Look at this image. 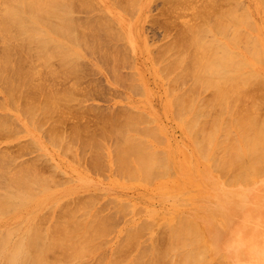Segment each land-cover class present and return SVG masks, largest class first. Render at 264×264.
I'll return each instance as SVG.
<instances>
[{
	"label": "rangeland",
	"instance_id": "374dc122",
	"mask_svg": "<svg viewBox=\"0 0 264 264\" xmlns=\"http://www.w3.org/2000/svg\"><path fill=\"white\" fill-rule=\"evenodd\" d=\"M91 1L93 5L88 8L91 10L79 9L78 6L79 10L76 7L75 16L86 32L90 31L89 20H87L90 17L106 18L113 22L111 30L114 35L108 37V33L102 31L106 51L110 52L111 57H102V49L93 50L89 47H82L80 51L83 58H80V63L78 62L76 75H69V73L64 75L66 68L62 67L63 72L61 68L59 69L62 63L59 62V64L61 63L59 65L55 60L54 68L55 66L58 68H56L57 78H54L56 76L54 71L56 70L50 69V71L53 70L51 73H55V76L51 75L53 76L51 78L47 77L46 74L43 81L39 80L41 76L44 79L45 75H42L45 72L40 66V56L37 57L40 64L38 66L35 63H33L35 66L32 64L36 67L34 70L37 80L41 82L40 84L45 83L52 94H57L56 91L58 90L62 93H58V96H63L65 101L64 95L70 97L71 94L65 93L63 95V93L68 89L70 92L73 90L69 107H66L67 105L62 106L64 109L60 108L62 110L60 113L58 110L60 116L57 126L58 131L66 135L77 130L79 137H74L75 142L70 144V149L60 143L55 145L52 142L54 139L50 140L52 135L50 136L51 131L49 132V129H51L50 126L53 127L51 118L50 121L45 119L47 121L43 122L45 124L42 126L40 124L34 126L27 117L19 114L16 106L9 104L0 107V116L10 119L9 130L0 132V154H5L0 156L13 160L14 167L22 166L23 163L32 164L41 181H47L48 186L54 185L51 187V192L67 191L68 194L66 195L68 196L62 200L69 199L70 202H67H73V207L76 206L75 201L77 199L90 198L89 206H93L88 211L90 219L98 211L99 214L103 211L100 215H106L107 212L114 215H112L114 219L106 228L107 232L105 231V234H102L103 236L97 240L99 247L89 256L86 255L84 260L82 259L83 262L109 264L114 259H117L118 263H122V259H125L127 261L122 264H127L128 260L133 257L132 255H142L141 253L147 249L150 252L154 242H158V247H163L162 245L166 244V236L169 237V234H165L168 229L165 233L163 230L172 223L180 225L186 216L190 215V219H193L195 214L196 218L201 220L206 218V221H212L208 223L210 226L207 227L200 224L196 228L198 233L194 236L198 248L205 247L208 238L216 243L209 251V264H223L221 256L224 252L234 264V260L239 258V256L232 255L233 251L238 252L234 249L236 245L234 238L238 234L234 237L231 225L234 218L241 220L252 199L249 190L247 191L248 195L246 193L243 198L240 196L244 191L243 186L232 184L227 179L232 178L233 183L244 181L248 176L247 174L254 175L255 170L242 171L238 174L241 175L240 178L237 177L238 175L233 177L236 170L232 169L235 170L232 171L228 168L227 157H223L226 155H224L225 149L222 145L227 142L222 143V139L224 140L227 131H224V134L223 130H218L215 142L210 141L209 144L204 137L208 133L206 128L213 127L209 123L206 128L203 125V136H201L204 137V141L202 148L204 145L205 148H203V153L200 151V130L194 126V123L189 124L191 119L186 120L190 125L186 126L185 116L182 117L183 114H181L191 113L192 110L182 111L180 106L173 103V98L177 96L178 92H181L183 87H192L195 80L186 76L180 82L175 81L176 76L182 73V69L169 66V62L174 58L176 52L167 48L180 35L184 34L183 29L187 24L194 23L196 9L200 8L207 0H188V4L184 6L173 5L167 0H140L130 13L128 9L125 12L121 7L117 6L116 8L111 3L112 0ZM237 2V7L240 8L239 12H248L251 15L254 28H248L246 25L243 27L261 42L262 54L264 55V11L261 1L237 0ZM97 4L100 7H97ZM223 5L232 7L228 2H224ZM108 7L116 11L115 14L121 13L122 18L129 23L130 28L122 29L121 23L112 17ZM103 11L107 14L109 12L111 16L103 14ZM241 21L244 24L245 21ZM1 37L0 35V52H3L2 48L6 49V44ZM84 46H90V39L88 44H84ZM29 53L25 52L28 57ZM238 53L239 58L244 60L246 64L243 70L254 68L260 72L261 76H264V57L256 59L250 50H246L243 46L238 48ZM23 56L22 58H27V56ZM34 58L33 60H35ZM27 59L29 62L31 61V66L32 60ZM128 86L130 89L127 88ZM195 94L196 96H192V100L197 97L199 103L202 101L208 104L207 107L203 108L210 109L206 112L209 115L203 116V121L217 115H221L222 118L229 117L230 111H225L219 107L217 109L209 108V106L219 104L218 101H215L211 88L195 90ZM63 99L60 98L59 100L61 104ZM7 102H9L7 95L0 92V103ZM248 102L249 100L245 99V103ZM130 112L139 116V119L132 120V124L126 126L122 119H126L125 115L130 114ZM110 119L118 120L119 124L123 122L124 130L131 127L132 130L125 135L140 136L149 143L148 148L157 155V158L146 160L148 168L146 172H137L131 175L123 169H116L111 161L114 154L112 152L115 138L108 136V129L104 126L109 125L108 120ZM145 128L152 130V135H144L142 130ZM229 129L228 136L226 135L229 139L227 141L232 143L233 139L240 136V132L233 126ZM229 133L231 134L229 135ZM218 136L219 141L217 140ZM206 148H211L210 152L207 151L208 149L207 152H204ZM214 149L218 150L219 155L216 150L217 155L213 153ZM219 151L222 152V157H220ZM51 163L56 169L58 168L55 169L56 172L50 165ZM224 164L225 166H223ZM130 165L139 170V164L136 160H132ZM227 175L228 177H226ZM245 189L247 188L245 187ZM247 199H249V203L247 201L246 204L244 201ZM121 204L124 205V208ZM232 211L235 214L231 219ZM51 213L44 214L49 220H44L47 225L53 221V213ZM212 213L219 215L211 217ZM42 214L43 212L38 213L36 219ZM225 215L226 218L224 219ZM0 217L8 219L9 217L14 218L15 215L11 211L4 216L0 215ZM155 221L157 224L154 223ZM165 221H168L169 224ZM0 223L4 222L0 221ZM165 225L168 227L163 229ZM136 226L138 227V235L135 242L132 248L124 246V252L120 258V252L114 246L117 243L120 245L123 239L128 237L131 231L130 227L132 229ZM150 227L156 228L153 229L155 231H151ZM159 230L163 233L159 232V236L158 234L156 236ZM163 234L164 236H162ZM159 237H164V239L161 238L157 241ZM181 251V245L178 244L177 252L180 253ZM149 252L147 250L148 254ZM117 256L119 259L116 258ZM172 258H166L165 264H169ZM95 261L97 262L95 263Z\"/></svg>",
	"mask_w": 264,
	"mask_h": 264
},
{
	"label": "bare ground",
	"instance_id": "6f19581e",
	"mask_svg": "<svg viewBox=\"0 0 264 264\" xmlns=\"http://www.w3.org/2000/svg\"><path fill=\"white\" fill-rule=\"evenodd\" d=\"M139 1L112 0L111 3L116 8L117 6L121 7L125 12L129 10L128 12L130 13ZM260 1L264 11V0ZM167 2L177 6L188 4V0H167ZM224 2H228L232 7L223 5ZM92 3L91 0H0V35L2 36V41L6 44V49L2 48L3 52H0V92H4L9 101L0 103V107L9 104L16 106L19 114L27 117L34 126L38 124L42 126L45 124L43 122L47 121L45 119L50 121L49 119L51 118L53 127L50 126L51 129H49V132L51 131L50 136L52 135L50 140L54 139L52 142L55 145L60 143L68 149L71 148L70 144L75 142L74 137H79L78 131L76 130L68 135L58 131L57 124L60 116L58 115V110L60 113L62 106L67 105L66 107H69L73 90L70 92L68 89L69 92H66L68 91L66 90L63 93V95L65 93L71 94L70 97L64 95L65 101L62 98L63 96L60 97L62 93L58 92V90L56 91L57 94H52L45 83L42 82L40 84L41 82L37 80L34 70L36 67L34 66H38L41 63L40 66L44 68H42V71L44 70L43 72H45L42 75H45L44 79L41 76L42 79L39 77V80L43 81L46 74L48 75L47 77L51 78L55 76V73H51L53 70L50 71V69L56 70L54 71L56 72L54 78H57L58 68L56 66L54 68V65L56 63L59 64V62L62 63H60L61 65L59 64L61 66H59V69L61 68L63 72L65 70L64 75H68V73L69 75H76L80 58H83L80 51L82 47H89L93 50L96 48L102 49V57H111L110 52L106 51L102 39V31L107 32L108 37L114 35L111 30L113 22L106 18L96 19L90 17L87 19L89 20L90 31L86 32L75 16L74 12L77 11L78 6L79 9L91 10L88 8L92 7ZM237 4V0H207L200 8L196 9L194 23L187 24L183 29L184 34L180 35L167 48L176 52L174 58L169 62V66L182 69V73L176 76L175 81L180 82L186 76L195 80L192 87H183L181 92H178L177 96L173 98V103L180 106L182 111L192 110L191 113L181 114H183L182 117L185 116V121L184 119L183 121L186 126L194 123V126L200 130V151L203 153V148H205V145L202 148L204 137H206V142L208 141L209 144L213 143L217 132H219L218 130L227 131L226 135L228 136V130L233 126L240 132V136L233 139L232 143H228L229 139L225 135L222 143L227 142L228 144L226 143L222 147L225 149V154H223L226 156L221 154V150L219 152L220 157H227V167L231 170H236H232L235 171L233 177L245 170H255L254 175L247 174L248 176L244 181L233 183L232 178L229 177L227 179L232 184L243 186L244 191L240 195L243 198L247 191H250L251 204L249 199L244 201L246 204L248 201L249 207L242 216L245 225H247L254 217L258 218L264 215V76H261L260 72H257L254 68L243 70L246 64L244 60L239 58L238 48L243 46L246 50H250L256 59L263 58L264 55L262 54L261 42L255 39L248 29L243 27L246 25L248 28H254L251 15L248 12H239L240 8L237 7ZM97 7L100 6L98 5ZM109 9L112 17L116 20L118 19L121 23L119 24L122 29L130 28L129 23L122 18L121 13L115 14L116 11L112 8ZM103 14L111 16L109 12L107 14L103 11ZM241 20L245 21L244 24H242ZM103 38L106 41L104 36ZM89 39L90 46H84V44H88ZM32 50H34L33 53H38L39 55H33ZM23 51L27 54L30 52L29 57ZM22 52L24 56L32 60L31 66V61L29 62L27 58H22ZM38 56H40V63L37 60ZM25 64L27 65L26 67ZM62 67L66 69L63 70ZM63 72L61 73L63 74ZM201 88H211L215 101L219 102L217 106H209V108L217 109L219 107L220 109H225V111H230L229 114L231 116L222 118L221 115H217L216 117L206 118L203 121V118L209 115L206 112L210 109L206 110L203 108L207 107L208 104L202 101L199 103L197 97L192 100V96H196L195 90H200ZM58 93H60V96H58ZM259 93L261 94L260 96L258 95ZM60 98L61 100L63 99V105L61 101L59 102ZM245 99L249 100L247 104ZM125 116L126 119L124 118L122 121L126 126L132 124V120L139 119V116L132 114V112ZM187 119L188 121L191 119L189 124L186 121ZM108 122L109 125L106 124L104 126L108 129V136L115 138L112 152L114 154L111 161L116 166V169H123L131 175L137 172H146L148 170L146 160L157 158V155L148 148L149 143L146 139L144 141L143 137L140 136L125 135L132 129L128 127L127 130H124L123 122L119 124L116 119H110ZM208 123L213 127L206 128ZM203 125L206 128V132H208L204 137H202ZM9 127L10 119L0 116V132L8 131ZM142 132L146 136L152 135V130L147 128L142 130ZM213 135L214 137H212ZM218 138L217 140L219 141L220 138ZM237 139L239 140L238 142ZM151 149L154 148L152 147ZM210 149L206 148L204 152ZM216 149L219 150L220 148ZM216 149L213 151L215 155L218 153ZM132 160L138 162L139 170L131 167L130 163ZM50 165L54 170L56 169L52 163ZM51 166L50 168H52ZM240 176L238 175L237 177L240 178ZM51 187H54V185L48 186L47 181L40 180L32 164L23 163L22 166L14 167L13 160L0 156V215L4 216L11 211L15 215V219L0 217V221L4 222L0 223V264H90L89 262H83L82 259L97 250V247H99L97 240L103 236L102 234H105L104 232L110 221L114 219V215L111 212L110 214L107 212L106 215H100L103 211L100 214L98 211L90 219L88 211L93 207L89 206L90 198L77 199L75 201L76 206L73 207L74 203H68L70 202L69 199L62 200L68 196L66 195L68 194L66 190L51 192ZM62 201L64 204H62ZM122 208H124V205ZM41 212L43 214L36 219L38 213ZM47 212L53 213V221L49 225L44 221H49L44 216ZM51 214L49 215L52 217ZM234 214L235 212L232 211L230 214L231 219ZM211 215V217H214L219 214L212 213ZM240 221L238 218H234L231 225L234 237L240 231ZM165 222L169 224L168 221ZM209 222L212 221H206V218L201 220L198 217L196 218L194 214L193 219H190V215L186 216L180 225L172 223L168 227L166 224L163 227V229L168 227L163 230L165 233L168 229L167 233H165L166 235L169 234V237L168 235L166 236V244L162 245L163 247H158V242H154L150 252L147 249L149 254L146 250L141 253L142 255H132L133 257L128 260L127 264H165L164 260L172 258V256L173 258L169 264H209V251L212 250L215 242L210 241V238H208L207 245L203 248H198L194 239V236L198 233L196 228L200 224H203L204 227L210 226ZM150 229L153 231L156 228L150 227ZM130 230L128 237L123 239L120 245L116 242L117 245L115 244L114 246L120 252V258L124 252V246L132 248L138 235L137 226L132 229L130 227ZM159 232L163 233L159 230L156 236L157 234L159 236ZM125 233H127L126 230ZM161 238L164 239V237H159L157 241ZM235 243L234 249L239 252L240 240L238 235L234 238ZM178 244L182 248L180 253L177 252ZM238 252L233 251L232 255L238 256ZM256 258H258V255ZM221 259L223 264H232L225 252L222 254ZM122 260V263L127 261L125 259ZM122 263H118L117 259H114L109 264Z\"/></svg>",
	"mask_w": 264,
	"mask_h": 264
},
{
	"label": "clouds",
	"instance_id": "9594fccd",
	"mask_svg": "<svg viewBox=\"0 0 264 264\" xmlns=\"http://www.w3.org/2000/svg\"><path fill=\"white\" fill-rule=\"evenodd\" d=\"M238 236L239 258L234 264H264V215L254 217L247 225L241 218Z\"/></svg>",
	"mask_w": 264,
	"mask_h": 264
}]
</instances>
